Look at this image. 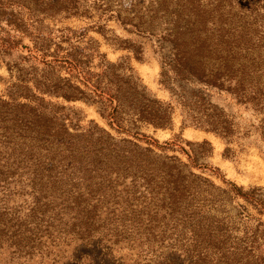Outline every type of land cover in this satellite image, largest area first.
Masks as SVG:
<instances>
[{
    "label": "trees",
    "instance_id": "16d2710c",
    "mask_svg": "<svg viewBox=\"0 0 264 264\" xmlns=\"http://www.w3.org/2000/svg\"><path fill=\"white\" fill-rule=\"evenodd\" d=\"M56 3L60 2L0 0L1 52L10 55L24 37L32 41L31 45H25L26 54H18L15 73L12 65L6 67L14 80L5 88L6 97L0 95V126L17 135L19 144L27 148L33 147L32 141L43 142L52 137L56 145L54 152L61 154V161L74 160L73 143L68 139L76 134L69 131L68 114L62 111L67 108L51 98L96 105L98 114L110 128L130 132L135 137L140 134L145 142V146H139L128 138L115 140L100 128L111 141L103 147V157L114 166L113 172H127L134 179L138 169L145 185L158 188L162 201L172 208L189 207L188 216L197 224L206 220L208 238L223 246L232 237L231 221L237 218L241 231L245 234L250 231L254 238L252 252L240 244L222 247L223 263L264 264V220L248 211L251 208L264 216V186L244 187L224 179L225 186H221L194 172L193 167L203 172L205 168L197 161L212 151L206 139L197 143L207 145L204 154L179 146L178 151L186 158L184 161L176 154L157 153L156 149H171L176 144L173 140L160 144L145 133L131 131L144 123L153 128L168 127L172 121V101L150 94L127 63L107 60L98 47L50 50L48 43L31 33L30 15L35 8L46 15L52 14L49 11L52 9L44 6ZM61 8H64L62 4L53 12ZM257 8L254 0H247L243 5L237 0H159L157 6L145 8L141 13L136 11L132 16L122 15L120 10H108L103 20L114 18L128 32L151 41L159 63V82L177 101L183 124L219 137L224 143L222 155L229 156L230 144L236 135L235 115L244 116L248 112L256 115L252 127L264 143V49L242 47L250 39L253 25L233 21L234 15L240 22L257 15ZM67 11L68 14L76 12ZM104 26L97 23L90 28L103 32ZM135 46L129 41L121 48L140 59L144 47ZM19 64L24 67H18ZM61 71L66 75L61 76ZM99 140L102 141V136ZM126 144L140 152L129 150ZM187 144L196 143L187 141ZM35 147L36 155L28 153L24 157L26 163L31 161L33 165L32 177L43 155L42 145L35 144ZM233 202L238 208L231 215L227 205ZM208 206L219 207L221 214L207 216L204 211H210ZM250 253L251 259L246 256Z\"/></svg>",
    "mask_w": 264,
    "mask_h": 264
},
{
    "label": "rangeland",
    "instance_id": "374dc122",
    "mask_svg": "<svg viewBox=\"0 0 264 264\" xmlns=\"http://www.w3.org/2000/svg\"><path fill=\"white\" fill-rule=\"evenodd\" d=\"M57 1L64 7L60 11L53 12L60 3L48 4L44 7H50L52 14L46 15L35 8L30 15L31 33L48 43L50 50L53 47H98L107 60L127 63L150 94L172 101V121L168 127L153 128L144 123L131 131L145 133L160 144L173 140L176 144L171 149H156L157 153L176 154L184 161L186 158L178 151L179 146L204 154L207 145L197 143L206 139L212 151L197 161L205 168L203 172L193 167L194 172L221 186H225L222 179L244 187L264 186V143L252 127L256 115L248 112L234 116L237 128L230 144L232 150L229 156H223L224 143L219 137L183 124L177 101L159 82V63L152 52L151 41L146 36L128 32L114 18L103 20L108 10H120L122 15L132 16L136 11L141 13L145 8L157 6L159 0ZM238 1L242 5L247 2ZM254 1L258 3L257 15L241 22L234 15L233 21L253 25L250 39L242 47L264 49V0ZM67 10L76 12L68 14ZM97 23L105 25L103 32L90 28ZM129 41L135 47L138 44L144 47L140 59L121 48ZM31 44V39L24 37L10 55L0 50L2 97H6L7 84L14 80L6 67L12 65L15 73L18 54H26L25 45ZM60 74L66 75L63 71ZM51 100L67 108L62 111L68 114L69 131L76 134L68 139L73 143L74 160L61 161V154L54 152L56 145L52 137H48L51 141H32L33 147L27 148L19 144L17 135L0 126V264H224L222 247L240 244L252 252L254 238L250 231L247 234L241 231L243 228L237 218L231 221L232 237L223 246L208 238L206 220L197 224L188 216L189 207L172 208L162 201L158 188L145 185L138 169L134 179L127 172L112 171L114 166L103 157V147L111 141L100 128L115 140L128 138L145 146L140 134L135 137L130 132L110 128L94 104L65 101L60 97ZM213 100L220 103L217 97ZM187 141L196 144L189 145ZM35 144L42 145L43 155L32 177L33 165L31 161L26 163L24 157L28 153L36 155ZM126 145L129 150L140 152L133 145ZM208 207L210 211H204L207 216L221 214L219 207ZM227 207L232 215L238 205L233 202ZM248 211L264 220V216L253 209ZM221 229L224 231V226ZM250 255L252 253L246 256L251 259Z\"/></svg>",
    "mask_w": 264,
    "mask_h": 264
}]
</instances>
